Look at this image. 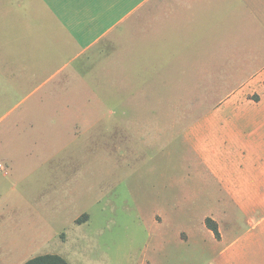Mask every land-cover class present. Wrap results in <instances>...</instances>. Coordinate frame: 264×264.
<instances>
[{
    "label": "rangeland",
    "instance_id": "1",
    "mask_svg": "<svg viewBox=\"0 0 264 264\" xmlns=\"http://www.w3.org/2000/svg\"><path fill=\"white\" fill-rule=\"evenodd\" d=\"M133 38L124 36L102 52L108 74L99 69V58L89 71L99 70L86 72L88 81L99 75L108 79L102 85L116 79L118 88L116 81L81 88L96 99L79 107L84 114L52 118L55 106L38 105L35 98L6 106L0 124V264L44 255L68 264H193V247L180 243L179 231L201 221L179 203L181 196H207V186L193 178L196 156L185 116L208 111L228 95L257 96L219 72L213 89L210 82L185 83L194 90L177 91L183 103H176L173 88H159L172 76L161 73L160 62L169 65L174 58H145L146 40ZM78 90H68L70 97ZM189 92L194 94L184 96Z\"/></svg>",
    "mask_w": 264,
    "mask_h": 264
},
{
    "label": "crops",
    "instance_id": "2",
    "mask_svg": "<svg viewBox=\"0 0 264 264\" xmlns=\"http://www.w3.org/2000/svg\"><path fill=\"white\" fill-rule=\"evenodd\" d=\"M124 36L146 40L145 58H174L160 62L161 73L172 76L161 75L159 88H173L176 103H183L177 91L194 90L185 83L210 82L213 89L219 72L257 96L228 95L185 116L196 156L193 178L207 186V196H181L180 210L189 206L201 225L181 228L179 236L193 247V264H264V0H0V124L7 105L34 98L55 106L52 118L84 114L79 107L96 99L81 88L114 81L118 88L113 77L102 85L108 79L88 81L86 72L104 67L108 74L102 52ZM98 58L105 65L89 71ZM70 89L81 91L70 97Z\"/></svg>",
    "mask_w": 264,
    "mask_h": 264
},
{
    "label": "trees",
    "instance_id": "3",
    "mask_svg": "<svg viewBox=\"0 0 264 264\" xmlns=\"http://www.w3.org/2000/svg\"><path fill=\"white\" fill-rule=\"evenodd\" d=\"M207 225L218 235L217 227L212 221L208 220ZM25 264H68V262L59 255H44L31 259Z\"/></svg>",
    "mask_w": 264,
    "mask_h": 264
},
{
    "label": "built area",
    "instance_id": "4",
    "mask_svg": "<svg viewBox=\"0 0 264 264\" xmlns=\"http://www.w3.org/2000/svg\"><path fill=\"white\" fill-rule=\"evenodd\" d=\"M0 168H1V169H3V166H2V165H0Z\"/></svg>",
    "mask_w": 264,
    "mask_h": 264
}]
</instances>
